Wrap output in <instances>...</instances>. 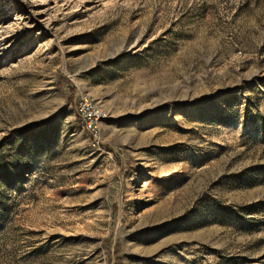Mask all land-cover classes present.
<instances>
[{
  "label": "rangeland",
  "instance_id": "rangeland-1",
  "mask_svg": "<svg viewBox=\"0 0 264 264\" xmlns=\"http://www.w3.org/2000/svg\"><path fill=\"white\" fill-rule=\"evenodd\" d=\"M0 264H264V0H0Z\"/></svg>",
  "mask_w": 264,
  "mask_h": 264
},
{
  "label": "built area",
  "instance_id": "built-area-1",
  "mask_svg": "<svg viewBox=\"0 0 264 264\" xmlns=\"http://www.w3.org/2000/svg\"><path fill=\"white\" fill-rule=\"evenodd\" d=\"M76 112L82 128L92 137H96L98 134L97 124L105 117L104 112L96 106L93 100L88 98H84L78 103Z\"/></svg>",
  "mask_w": 264,
  "mask_h": 264
}]
</instances>
